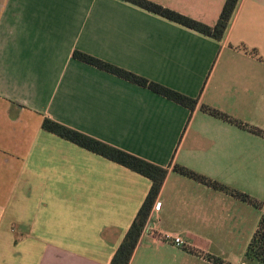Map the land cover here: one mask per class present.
I'll return each instance as SVG.
<instances>
[{
    "label": "crops",
    "instance_id": "0c3cea01",
    "mask_svg": "<svg viewBox=\"0 0 264 264\" xmlns=\"http://www.w3.org/2000/svg\"><path fill=\"white\" fill-rule=\"evenodd\" d=\"M151 1L214 25L226 0ZM75 50L199 102L191 110ZM204 104L264 131V0H239L221 40L125 0H0V264H111L152 185L45 118L168 168L129 264H235L243 246L246 257L264 210V135Z\"/></svg>",
    "mask_w": 264,
    "mask_h": 264
},
{
    "label": "trees",
    "instance_id": "16d2710c",
    "mask_svg": "<svg viewBox=\"0 0 264 264\" xmlns=\"http://www.w3.org/2000/svg\"><path fill=\"white\" fill-rule=\"evenodd\" d=\"M139 7H142L148 11L156 13L162 17L170 19L174 22L182 24L186 27L194 29L205 35H208L217 40H221L228 28L229 22L232 15L236 9L239 0H226L221 11L220 17L216 24L208 25L187 15H184L178 11L168 8L162 4H158L151 0H125ZM252 52H254L252 50ZM74 57L94 65L102 70L113 73L119 77L129 80L138 85L150 88L151 90L179 103L191 110H194L199 102L198 98L190 97L183 94L175 89L165 86L159 82L152 81L142 75L135 72L102 60L98 57L92 56L80 50H75L73 53ZM201 108L204 111L209 112L212 115L224 118L226 120L232 121L240 126L249 128L258 134H263L264 131L254 127L246 126L241 121H237L228 114L219 111L216 108L210 107L208 105H202ZM45 130H48L64 139H67L81 147H84L96 154H99L105 158H108L118 164H121L147 178L152 182L150 190L142 203L138 213L136 214L131 226L129 227L125 237L123 238L121 244L119 245L117 251L115 252L111 264H129L132 256L139 244L142 232L147 224L152 208L158 198L161 191L164 180L168 175V168L150 162L132 153H129L121 148L113 146L102 140H99L93 136L85 134L77 129L69 127L61 122L53 120L51 118H45L42 124ZM174 169L184 175L193 177L203 183L212 185L218 188H224L221 184L214 182L205 176H202L194 171H191L183 166L175 165ZM243 199L249 201L257 208L263 209V204L250 196L238 193ZM246 257L248 259L257 260L264 264V210L260 215V219L255 232L253 233L246 250ZM219 263L223 261L220 258H215Z\"/></svg>",
    "mask_w": 264,
    "mask_h": 264
},
{
    "label": "rangeland",
    "instance_id": "374dc122",
    "mask_svg": "<svg viewBox=\"0 0 264 264\" xmlns=\"http://www.w3.org/2000/svg\"><path fill=\"white\" fill-rule=\"evenodd\" d=\"M261 204H263V202H260ZM255 208H257L255 206ZM244 246L242 248H240L239 250H235L236 252L233 253V256L231 257V261L235 264H242V262L244 264H263L257 260H252V259H248L247 257L244 256ZM235 253L237 254V257L235 256ZM241 257V258H240ZM240 258V261H238V259Z\"/></svg>",
    "mask_w": 264,
    "mask_h": 264
},
{
    "label": "built area",
    "instance_id": "2783aa9c",
    "mask_svg": "<svg viewBox=\"0 0 264 264\" xmlns=\"http://www.w3.org/2000/svg\"><path fill=\"white\" fill-rule=\"evenodd\" d=\"M166 237L172 241L178 247H185L187 245L186 241L179 235H169L167 234Z\"/></svg>",
    "mask_w": 264,
    "mask_h": 264
}]
</instances>
